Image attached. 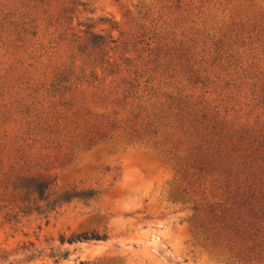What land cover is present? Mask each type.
Listing matches in <instances>:
<instances>
[{
	"label": "rangeland",
	"instance_id": "obj_1",
	"mask_svg": "<svg viewBox=\"0 0 264 264\" xmlns=\"http://www.w3.org/2000/svg\"><path fill=\"white\" fill-rule=\"evenodd\" d=\"M23 176L96 198L1 214L0 264H264V0H0V198Z\"/></svg>",
	"mask_w": 264,
	"mask_h": 264
},
{
	"label": "trees",
	"instance_id": "obj_2",
	"mask_svg": "<svg viewBox=\"0 0 264 264\" xmlns=\"http://www.w3.org/2000/svg\"><path fill=\"white\" fill-rule=\"evenodd\" d=\"M85 6V5H83ZM85 26V25H84ZM82 26V27H84ZM84 38L83 49H103L107 43L105 39L90 31L86 27L82 32ZM201 172L203 167H199ZM96 198L93 191H76L71 188L64 192H56L54 180L47 176H23L17 177L12 183L4 187V193L0 198V215L6 222L15 221L18 216L26 217L32 214L47 218L52 213L57 212L63 205L72 201L89 202ZM104 235L98 234H79L72 235L65 240L60 238V243L67 242L69 245L85 241H104Z\"/></svg>",
	"mask_w": 264,
	"mask_h": 264
}]
</instances>
